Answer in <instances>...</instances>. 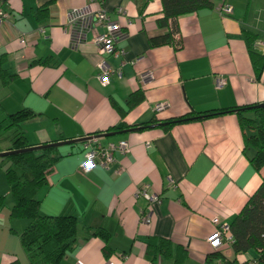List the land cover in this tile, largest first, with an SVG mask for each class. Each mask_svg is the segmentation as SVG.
<instances>
[{"label":"crops","instance_id":"obj_1","mask_svg":"<svg viewBox=\"0 0 264 264\" xmlns=\"http://www.w3.org/2000/svg\"><path fill=\"white\" fill-rule=\"evenodd\" d=\"M47 1L3 2L9 18L0 26V53L16 77L0 85L1 126L8 114L26 109L30 116L19 131L28 147L91 135L103 144L126 140L130 146L124 155L115 153L107 168L88 171L80 167L84 140L54 146L60 157L37 193L39 212L71 214L79 221L76 245L59 264H216L207 241L212 219L229 224L259 186L261 173L249 161L252 151L244 149L236 113L168 129L161 123L264 102V65L257 72L251 60V51L262 55L255 43L264 38V0H209V6L178 16L171 43L158 46L149 39L171 28L163 21L161 0H54L39 11ZM223 3L231 5L230 14L216 11ZM100 5L124 33L117 43L124 54L106 57L121 75H111L106 86L96 77V47L75 48L65 30L69 10ZM216 75L226 79L220 88ZM136 90L142 98L129 107ZM158 102L167 107L155 112ZM121 124L124 128L107 131ZM2 130L0 152L11 147L10 131ZM7 166L0 161V264H27L20 234L29 220L9 215ZM169 176L174 187L168 186ZM141 184L161 199L148 207L150 224L139 221L146 202L134 192ZM97 230L103 233L93 235ZM151 238L169 240L168 253L148 252ZM219 252L232 264H253L258 254L234 253L230 244Z\"/></svg>","mask_w":264,"mask_h":264},{"label":"trees","instance_id":"obj_2","mask_svg":"<svg viewBox=\"0 0 264 264\" xmlns=\"http://www.w3.org/2000/svg\"><path fill=\"white\" fill-rule=\"evenodd\" d=\"M4 2L5 0H1ZM54 0H48L39 11H46L47 6ZM163 6V21L171 23L170 32L166 35L154 36L149 39L150 46L171 43L172 22L180 15L196 12L210 5L209 0H161ZM7 55L0 53V85L4 86L16 77V74L7 68ZM251 60L257 70L261 71L264 65V56L251 51ZM142 98L139 90L129 95L127 104L129 107L136 104ZM1 106V105H0ZM236 113L243 131L244 149L252 151L249 161L253 168L261 173V182L240 212L229 223L232 241L230 243L234 253H244L251 249L258 251L254 259L256 264H264V107L258 104L244 107H231L217 109L210 112L193 115L191 112L165 122L163 129H168L175 123L185 122L190 119L205 118L223 113ZM30 116L26 109L8 114L9 122L0 128L10 131L12 149H23L28 146L23 142V136L19 131V123ZM125 125H119L108 129L118 130ZM60 157L54 146H45L36 150L15 152L1 157L6 160L8 166L5 176L9 184V193L13 200L9 215L11 217H23L29 223L20 234V243L27 257V264H59L63 257L76 245L78 238L79 221L71 214L43 215L39 212L40 200L37 193L47 183L48 174L52 170L55 161ZM4 197H0V205ZM101 230L93 233L102 234ZM170 241L159 238L147 241V251L152 249L153 254L168 253ZM109 250L106 246L104 253ZM212 258L222 259L219 251H215ZM225 261V260H224ZM227 264H232L225 261Z\"/></svg>","mask_w":264,"mask_h":264},{"label":"built area","instance_id":"obj_3","mask_svg":"<svg viewBox=\"0 0 264 264\" xmlns=\"http://www.w3.org/2000/svg\"><path fill=\"white\" fill-rule=\"evenodd\" d=\"M118 12L124 14L125 10L118 7ZM219 14H230L232 7L223 3L216 8ZM9 18V13L3 9V2L0 0V26ZM100 29V30H99ZM73 39L75 48L84 43H91L96 47V52L100 59L96 63V77L102 86L110 82L111 75H121L120 69L113 68L106 61V57H118L124 54V51L117 46L118 41L124 36L120 24L113 20L105 7L100 5L94 9L73 8L67 13V25L65 27ZM91 37L88 38L87 35ZM23 41V35L21 36ZM255 45L260 49L264 56V38L256 41ZM226 82L225 77L216 75L214 83L216 88L222 87ZM167 107L166 102H158L154 105V111L160 112ZM84 158L80 164L83 170H92L96 166L107 168L114 160L115 153L122 155L130 150L129 143L126 140L116 142H99L97 136L91 135L84 139ZM168 186L174 187L175 181L169 176ZM135 198H141L146 202V208L140 211L139 221L143 224H150L151 211L149 206L160 203V195L154 191L148 184H141L134 192ZM212 223L215 225L213 232L208 236L207 241L214 251H219L224 245L230 244L232 237L229 224L213 217ZM253 264L255 260H251ZM216 264H227L224 260L218 259Z\"/></svg>","mask_w":264,"mask_h":264},{"label":"water","instance_id":"obj_4","mask_svg":"<svg viewBox=\"0 0 264 264\" xmlns=\"http://www.w3.org/2000/svg\"><path fill=\"white\" fill-rule=\"evenodd\" d=\"M258 106L264 107V102L258 104ZM161 124L164 125L165 123H161ZM149 126L153 127L155 125L151 124ZM107 134H110V133H107ZM84 139L85 138H77V139H71V140H66V141H61V142L47 143V144L27 147V148H23V149L7 150V151L0 152V157H4V156H7L9 154H13L15 152H21V151H25V150H36V149H40V148L45 147V146H57V145H60V144H69V143H74V142H80V141H83Z\"/></svg>","mask_w":264,"mask_h":264},{"label":"rangeland","instance_id":"obj_5","mask_svg":"<svg viewBox=\"0 0 264 264\" xmlns=\"http://www.w3.org/2000/svg\"><path fill=\"white\" fill-rule=\"evenodd\" d=\"M1 132H3V134H4V130H2ZM6 160H4V162H5ZM1 175V174H0ZM8 197H9V199L11 198V195L10 194H8Z\"/></svg>","mask_w":264,"mask_h":264}]
</instances>
